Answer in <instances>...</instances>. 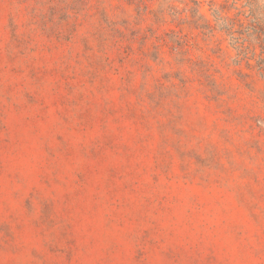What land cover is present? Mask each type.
I'll list each match as a JSON object with an SVG mask.
<instances>
[{
	"label": "rangeland",
	"instance_id": "374dc122",
	"mask_svg": "<svg viewBox=\"0 0 264 264\" xmlns=\"http://www.w3.org/2000/svg\"><path fill=\"white\" fill-rule=\"evenodd\" d=\"M0 264H264V0H0Z\"/></svg>",
	"mask_w": 264,
	"mask_h": 264
}]
</instances>
